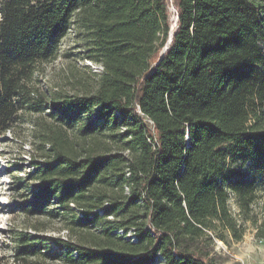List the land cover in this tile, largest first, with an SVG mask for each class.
<instances>
[{"label": "trees", "instance_id": "trees-1", "mask_svg": "<svg viewBox=\"0 0 264 264\" xmlns=\"http://www.w3.org/2000/svg\"><path fill=\"white\" fill-rule=\"evenodd\" d=\"M72 28L96 87L40 91ZM25 123L18 208L76 241L12 229L18 262L218 264L215 240L244 235L230 199L248 220L264 182V0H0V144Z\"/></svg>", "mask_w": 264, "mask_h": 264}, {"label": "rangeland", "instance_id": "rangeland-1", "mask_svg": "<svg viewBox=\"0 0 264 264\" xmlns=\"http://www.w3.org/2000/svg\"><path fill=\"white\" fill-rule=\"evenodd\" d=\"M172 29L177 28V8L172 3ZM85 34L75 28L63 39L60 51L52 61L41 66V74L37 73L35 88L40 91L60 94H85L91 92L97 84L98 75L102 71L99 63L86 57ZM31 123L19 124L14 131L7 132L1 137L0 144V264H40L36 259L18 262L14 259L15 241L12 229L27 230L35 233V225L46 226L43 233L52 236L67 237L76 241V236L68 230L66 223L46 218H30L18 208L20 195L26 194L23 180L30 170V160L39 157L36 139L33 137ZM34 150V151H33ZM248 177L249 165L245 166ZM230 208L234 216L244 228L241 240L236 241L228 236L226 241L215 240V259L218 264H264V240L256 237V224L264 211V182H260L256 199L252 205V212L248 220H243L235 197L230 199ZM63 264L59 261H46L44 264Z\"/></svg>", "mask_w": 264, "mask_h": 264}, {"label": "built area", "instance_id": "built-area-1", "mask_svg": "<svg viewBox=\"0 0 264 264\" xmlns=\"http://www.w3.org/2000/svg\"><path fill=\"white\" fill-rule=\"evenodd\" d=\"M128 237H130L132 240H135V237L133 234H129Z\"/></svg>", "mask_w": 264, "mask_h": 264}]
</instances>
